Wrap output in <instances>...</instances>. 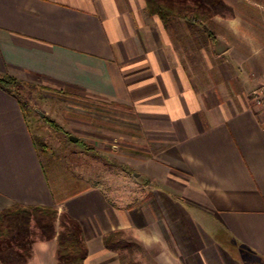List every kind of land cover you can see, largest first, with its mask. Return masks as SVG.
<instances>
[{"label":"crops","instance_id":"0c3cea01","mask_svg":"<svg viewBox=\"0 0 264 264\" xmlns=\"http://www.w3.org/2000/svg\"><path fill=\"white\" fill-rule=\"evenodd\" d=\"M252 5L203 32L152 16L146 0H0V75L127 113L134 153L148 154L129 159L141 198L122 205L88 184L58 205L33 117L0 88V214L66 211L82 226L83 264H264V5ZM120 230L138 246L108 248ZM57 252L38 240L28 264H58Z\"/></svg>","mask_w":264,"mask_h":264},{"label":"rangeland","instance_id":"374dc122","mask_svg":"<svg viewBox=\"0 0 264 264\" xmlns=\"http://www.w3.org/2000/svg\"><path fill=\"white\" fill-rule=\"evenodd\" d=\"M224 2L233 10L226 12L224 17H234L237 14L232 5L237 7L246 4L249 8L246 13L252 16L258 11L252 4L264 5V0ZM210 22L196 24L204 32L206 28H210ZM24 97L30 104L34 136L46 144L47 152L37 142L42 160L45 165L47 161L53 164L46 169L55 187L66 179L77 178L86 184L101 185L111 200L122 205L128 204V197L134 190L137 191V196H143L144 178L135 175L138 171L131 167L129 159L136 156L144 159L148 154L138 144V153H134V144H130L127 137V113L96 104L87 98L54 93L37 87H27ZM40 112L46 116L43 117ZM46 118L51 122H46ZM99 133L108 134L110 138H97ZM121 134L126 135L125 140L118 138ZM70 136H76L80 140L73 142ZM216 237L223 244L229 240L226 233L222 232L216 233Z\"/></svg>","mask_w":264,"mask_h":264},{"label":"trees","instance_id":"16d2710c","mask_svg":"<svg viewBox=\"0 0 264 264\" xmlns=\"http://www.w3.org/2000/svg\"><path fill=\"white\" fill-rule=\"evenodd\" d=\"M146 3L148 12L152 16H158L166 22L174 18L210 22L216 16L224 17L226 12L233 11L224 0H146ZM27 87L35 86L11 76L0 75V88L15 94L22 102L26 113L31 116L30 104L24 97ZM111 105L122 107L113 103ZM45 121L51 122L49 118H46ZM34 139L37 146V142H39L46 150L45 142L37 137ZM46 165L45 168L53 166L48 161ZM50 183L58 205L90 188L88 184L77 178L66 179L60 182L58 187L53 185L51 179ZM54 239L58 244V264H83L87 250L82 226L66 211L60 212L59 207L16 205L0 214V259L3 264H28L33 256V246L36 241H52ZM105 243L108 248L115 250L138 246L137 243L129 241L122 230L108 234L105 237ZM128 261V255L122 256V264H129Z\"/></svg>","mask_w":264,"mask_h":264},{"label":"built area","instance_id":"2783aa9c","mask_svg":"<svg viewBox=\"0 0 264 264\" xmlns=\"http://www.w3.org/2000/svg\"><path fill=\"white\" fill-rule=\"evenodd\" d=\"M255 102H256L257 105L262 106V107L264 108V98H262V97H257V98L255 99Z\"/></svg>","mask_w":264,"mask_h":264},{"label":"water","instance_id":"95a60500","mask_svg":"<svg viewBox=\"0 0 264 264\" xmlns=\"http://www.w3.org/2000/svg\"><path fill=\"white\" fill-rule=\"evenodd\" d=\"M40 114H41L43 117L46 116V114L43 113V112H40ZM70 140H72L73 142H78L80 139H79L78 137H76V136H70Z\"/></svg>","mask_w":264,"mask_h":264}]
</instances>
